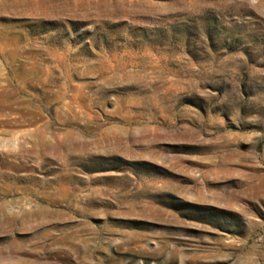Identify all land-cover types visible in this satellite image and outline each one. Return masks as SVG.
<instances>
[{
  "label": "rangeland",
  "instance_id": "1",
  "mask_svg": "<svg viewBox=\"0 0 264 264\" xmlns=\"http://www.w3.org/2000/svg\"><path fill=\"white\" fill-rule=\"evenodd\" d=\"M0 264H264V0H0Z\"/></svg>",
  "mask_w": 264,
  "mask_h": 264
}]
</instances>
